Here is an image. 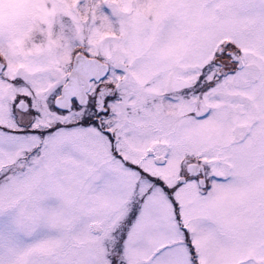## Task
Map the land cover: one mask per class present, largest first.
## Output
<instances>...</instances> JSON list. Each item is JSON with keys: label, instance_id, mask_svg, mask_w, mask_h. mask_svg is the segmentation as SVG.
<instances>
[{"label": "snow or ice", "instance_id": "snow-or-ice-1", "mask_svg": "<svg viewBox=\"0 0 264 264\" xmlns=\"http://www.w3.org/2000/svg\"><path fill=\"white\" fill-rule=\"evenodd\" d=\"M0 264H264V0H0Z\"/></svg>", "mask_w": 264, "mask_h": 264}]
</instances>
